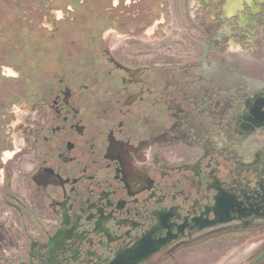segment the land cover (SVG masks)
<instances>
[{
	"label": "flooded vegetation",
	"instance_id": "1",
	"mask_svg": "<svg viewBox=\"0 0 264 264\" xmlns=\"http://www.w3.org/2000/svg\"><path fill=\"white\" fill-rule=\"evenodd\" d=\"M184 4L180 30L168 0H0V264H218L264 237V0ZM174 30L180 62L140 59Z\"/></svg>",
	"mask_w": 264,
	"mask_h": 264
},
{
	"label": "rangeland",
	"instance_id": "2",
	"mask_svg": "<svg viewBox=\"0 0 264 264\" xmlns=\"http://www.w3.org/2000/svg\"><path fill=\"white\" fill-rule=\"evenodd\" d=\"M169 3V16L170 18L169 22L172 28L180 29L182 26L185 24L186 19H188L186 16V10H185V4L184 0H168ZM165 29L163 28V31ZM174 35L173 36H166V37H160L156 36L157 38L152 40L153 42H150V40L146 41H139L141 42L140 48H147V49H152L151 53H141V55H146L148 57H140V59H153L155 62L158 64L161 62L160 60L162 58H165V55H170V59L173 60L174 62H180V60L183 57V51L185 49H188L187 47L192 48V46H187L186 39L183 33L179 32L176 34L178 31L174 30ZM195 32V31H194ZM191 42V41H190ZM189 43V42H188ZM193 44V43H192ZM138 45V46H137ZM150 46V47H149ZM110 49H112L114 52H116L117 57H119V53H121L124 50L128 49H138L139 43L136 41H130L128 46L127 45H122L120 41H115L112 40L109 44ZM119 49V50H118ZM239 57V56H238ZM237 57V60L240 61V58ZM244 60V59H243ZM19 107V106H18ZM28 108H25L23 110H18L16 109L15 111V116L16 120L15 122L24 119V114L28 113ZM23 164H19V169L23 168ZM9 177V174H8ZM9 183L12 182V186H14V183L17 182V177L14 174H11L9 177ZM19 180V179H18ZM12 188V187H11ZM264 244V237L261 239H256L253 241H250L245 247L238 248L236 252H233V256L231 258L223 259L218 264H239L244 256H246L249 253H253L257 251L262 245Z\"/></svg>",
	"mask_w": 264,
	"mask_h": 264
},
{
	"label": "water",
	"instance_id": "3",
	"mask_svg": "<svg viewBox=\"0 0 264 264\" xmlns=\"http://www.w3.org/2000/svg\"><path fill=\"white\" fill-rule=\"evenodd\" d=\"M262 257H264V253L254 262V264H256L258 260L261 259Z\"/></svg>",
	"mask_w": 264,
	"mask_h": 264
}]
</instances>
